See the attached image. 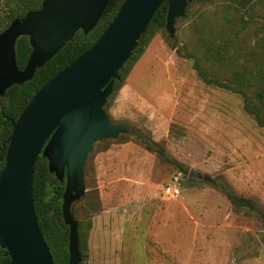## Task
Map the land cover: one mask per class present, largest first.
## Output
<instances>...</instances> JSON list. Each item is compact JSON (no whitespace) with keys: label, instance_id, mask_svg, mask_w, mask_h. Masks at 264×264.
Masks as SVG:
<instances>
[{"label":"rangeland","instance_id":"rangeland-1","mask_svg":"<svg viewBox=\"0 0 264 264\" xmlns=\"http://www.w3.org/2000/svg\"><path fill=\"white\" fill-rule=\"evenodd\" d=\"M6 8L0 0V24ZM193 59L221 83L249 81L255 102L254 89H264V0H192L172 39L150 28L121 72V86L150 104L119 107L122 87L107 100L110 122L128 132L92 146L85 194L71 206L80 264H264L261 218L227 197L264 210V127L240 95L202 82ZM3 135L0 125V144ZM153 143L169 161L146 149ZM168 184L178 196L164 194Z\"/></svg>","mask_w":264,"mask_h":264},{"label":"water","instance_id":"water-1","mask_svg":"<svg viewBox=\"0 0 264 264\" xmlns=\"http://www.w3.org/2000/svg\"><path fill=\"white\" fill-rule=\"evenodd\" d=\"M165 0H124L111 23L72 63L30 99L16 119L3 116L11 128L2 143L0 162V248L5 264H54L38 228L32 199L34 165L41 155L55 178L64 183L61 218L68 227V264H80L78 222L71 206L85 194L84 167L92 146L127 134L113 124L103 107L119 71L139 37ZM110 0H43L40 7L13 19L0 32V97L14 85L30 81L81 30L91 32ZM192 0H169L164 29L169 38L186 16ZM26 36L31 52L18 69L15 45ZM5 149V155H2ZM190 178L201 175L191 170Z\"/></svg>","mask_w":264,"mask_h":264},{"label":"trees","instance_id":"trees-1","mask_svg":"<svg viewBox=\"0 0 264 264\" xmlns=\"http://www.w3.org/2000/svg\"><path fill=\"white\" fill-rule=\"evenodd\" d=\"M42 1L43 0H5L7 13L9 15L7 16V20L0 24V32L4 30L13 19L23 17L27 11L38 9ZM123 1L124 0H110L102 18L91 32L83 34V32L79 30L64 48H62L42 68L36 70L34 77L30 81L22 85L12 86L5 92L3 97H0V125L4 131L1 144L11 134L9 124L6 123L3 125V116L16 119L33 95L43 85L93 45L111 23ZM236 1L239 2L240 0ZM168 3L169 0H165L157 9L145 32L139 37L137 46L129 59H131L134 53L138 50L139 44L144 40L151 27H164ZM175 41L176 40H174L172 44L173 49L176 48ZM30 52L31 47L29 45L28 37L22 36L18 38L15 45L18 69L22 70L25 67ZM206 52H208V50ZM206 56L207 60L212 58L211 54L206 53ZM186 58L192 59L193 57L188 55ZM220 58L221 57L218 56L215 57L216 60H220ZM125 64L119 71V79L114 81L112 93L107 100L113 95L117 88L119 89L123 86V84L121 86V72L124 69ZM193 66L197 75L202 79V82L240 95L243 100V110L253 117L258 126L264 127V118L262 117L264 113L263 88L258 87L254 89L255 102H252L245 92V89L249 88V81L245 79H236L234 80V83H221L215 76H209L208 73L202 69L198 60L193 59ZM107 100L103 107V111L106 115H108L106 111ZM146 149L156 153L162 160H170L163 148L155 143L152 145H146ZM173 164L178 170L183 171V167L179 163L173 161ZM3 165L4 164L0 163V170L3 168ZM64 187V183H60L55 178L54 174L49 172L47 160L40 155L35 162L33 170L31 186L32 199L38 228L50 250L54 264H68V227L63 223L61 218V204ZM227 197L234 205H240L255 210L264 225V210L262 208L256 206L248 199L237 197L233 193L227 194ZM78 240L80 249L81 247H84V240L81 234H78ZM8 262L9 257L6 255L5 250L0 248V264Z\"/></svg>","mask_w":264,"mask_h":264},{"label":"crops","instance_id":"crops-1","mask_svg":"<svg viewBox=\"0 0 264 264\" xmlns=\"http://www.w3.org/2000/svg\"><path fill=\"white\" fill-rule=\"evenodd\" d=\"M116 102L119 104V107H125L133 104H150V102L128 82L120 89Z\"/></svg>","mask_w":264,"mask_h":264},{"label":"built area","instance_id":"built-area-1","mask_svg":"<svg viewBox=\"0 0 264 264\" xmlns=\"http://www.w3.org/2000/svg\"><path fill=\"white\" fill-rule=\"evenodd\" d=\"M176 179V178H175ZM163 192L166 196L176 197L179 195V189L173 185L168 184L163 188Z\"/></svg>","mask_w":264,"mask_h":264},{"label":"flooded vegetation","instance_id":"flooded-vegetation-1","mask_svg":"<svg viewBox=\"0 0 264 264\" xmlns=\"http://www.w3.org/2000/svg\"><path fill=\"white\" fill-rule=\"evenodd\" d=\"M3 125H4V122H3ZM1 145H2V144H1ZM0 153H1V147H0ZM2 155H3V156L5 155V149L3 150ZM0 163L4 164V162H0Z\"/></svg>","mask_w":264,"mask_h":264}]
</instances>
